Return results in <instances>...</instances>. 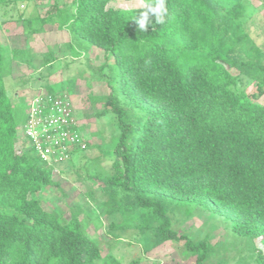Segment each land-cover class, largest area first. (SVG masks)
Masks as SVG:
<instances>
[{"label":"trees","instance_id":"1","mask_svg":"<svg viewBox=\"0 0 264 264\" xmlns=\"http://www.w3.org/2000/svg\"><path fill=\"white\" fill-rule=\"evenodd\" d=\"M35 1L0 0V13L16 16L23 28L7 47L0 43V264H121L111 253L102 256L82 228L79 207L65 223L44 210L35 194L59 188L53 168L33 149L16 147L28 99L8 95L5 69L8 62L33 66L30 44L46 24L68 32L74 58L79 49L103 53L98 70L110 91L99 114L110 112L119 134L107 170L85 179L99 186L100 216L128 218L109 229L150 232L154 247L181 241L195 264H209L215 248L208 238L180 235L174 226L199 208L222 217L233 234L258 241L254 262L264 264V106L255 102L264 93V45L241 23L244 5L167 0L166 23L150 17L142 33L133 19L141 7L114 10L108 7L114 0H70L74 8L66 10L50 0L40 18L30 14ZM55 51L43 56V67L51 66ZM242 78L255 84L256 94L237 90ZM42 87L56 93L37 85L28 98Z\"/></svg>","mask_w":264,"mask_h":264},{"label":"rangeland","instance_id":"2","mask_svg":"<svg viewBox=\"0 0 264 264\" xmlns=\"http://www.w3.org/2000/svg\"><path fill=\"white\" fill-rule=\"evenodd\" d=\"M220 2L225 7L236 2L242 3L246 11L241 23L249 29L255 40L264 45V0ZM52 4L50 0H36L33 14L45 16ZM58 6L66 10L74 8L70 0H58ZM108 7L114 10L139 8L141 0H114ZM20 10L24 9L20 7ZM8 14L9 12L0 13V21L3 19L5 21L1 22L3 26L0 27V43L6 47L11 37L21 35L18 33L20 24L16 23V16L9 20ZM35 25L39 27L37 20ZM17 40L19 44V39ZM70 44L72 38L67 32L56 33L53 28H49L48 31L33 36L32 47L39 53V57L37 56L32 67L8 62L5 69L4 86L11 98L16 94L27 100L31 87L46 84L53 87L56 93L66 94L72 103L79 133L88 145L85 152L76 154L67 163L53 169V181L58 183L59 188L44 186L35 197L40 200L44 210L56 213L62 223L66 222L71 210L79 207L82 228L99 243L102 256L111 253L121 264H130L133 261L140 264H195V259L185 251L183 242H166L154 247L150 232L142 233L138 229L125 231L109 229L110 224L117 225L127 220V217L99 215L98 207L102 202L99 186L85 177L87 173H93L99 168L107 170L110 165L111 142L119 132L110 112L99 114L103 109V98L110 91L105 78L98 70L104 61L103 53L94 47L88 50L79 49L80 57L74 58L68 48ZM51 47L56 50L52 58L53 63L49 67H43V56ZM108 63H111V60ZM30 77L37 81L33 80L30 83L28 81ZM71 79H74V84L69 92L68 85ZM24 80L27 84L20 83ZM42 89L45 90L44 87ZM237 90H243L248 96L257 93L255 84L243 78L239 80ZM15 102H18L17 98ZM255 102L264 106V93ZM21 146L18 141L16 147ZM174 226L180 235L187 234L196 239L208 238L215 248V254L209 264H255L252 247L262 249L258 241L233 234L228 222L222 217L210 216L199 208L193 212L191 219L180 226L174 223Z\"/></svg>","mask_w":264,"mask_h":264},{"label":"built area","instance_id":"3","mask_svg":"<svg viewBox=\"0 0 264 264\" xmlns=\"http://www.w3.org/2000/svg\"><path fill=\"white\" fill-rule=\"evenodd\" d=\"M73 113L66 94L40 89L27 101L26 121L19 133L21 145L33 149L40 162L53 169L67 163L87 147Z\"/></svg>","mask_w":264,"mask_h":264},{"label":"clouds","instance_id":"4","mask_svg":"<svg viewBox=\"0 0 264 264\" xmlns=\"http://www.w3.org/2000/svg\"><path fill=\"white\" fill-rule=\"evenodd\" d=\"M169 16L167 0H141L139 17L133 19L138 26V31L144 33L150 24V17L154 18L156 25H163ZM150 61H145L147 65Z\"/></svg>","mask_w":264,"mask_h":264},{"label":"crops","instance_id":"5","mask_svg":"<svg viewBox=\"0 0 264 264\" xmlns=\"http://www.w3.org/2000/svg\"><path fill=\"white\" fill-rule=\"evenodd\" d=\"M60 8V7H59ZM60 9H62V8H60ZM34 13V7L31 9V13L30 14H32V16L34 15L33 14ZM35 16V15H34ZM40 18H42V17H44V16H39ZM4 20V19H3ZM1 22H2V20L0 21V27H2L3 25L1 24ZM13 23V22H12ZM16 23L17 24H20V32H18V33H20V34H22L23 33V28H22V26H21V23L20 22H17L16 21ZM11 24V23H10ZM13 24H15V23H13ZM49 28H53V30H54V32H56V33H66L67 31H65V30H60V29H58L57 28V25H52V24H46V25H44L43 26V31L41 32V33H43V32H45V31H48L49 30ZM68 33V32H67ZM69 47H70V45H68ZM68 47V48H69ZM30 48H31V51H32V53L34 54V58H33V62L35 61V59L37 58V56L39 57V53H36L35 51H34V49H33V47H32V42H31V44H30Z\"/></svg>","mask_w":264,"mask_h":264}]
</instances>
